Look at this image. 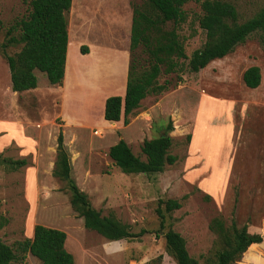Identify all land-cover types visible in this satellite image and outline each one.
Returning a JSON list of instances; mask_svg holds the SVG:
<instances>
[{
  "label": "rangeland",
  "instance_id": "374dc122",
  "mask_svg": "<svg viewBox=\"0 0 264 264\" xmlns=\"http://www.w3.org/2000/svg\"><path fill=\"white\" fill-rule=\"evenodd\" d=\"M142 1L72 0L67 22L78 25V14L89 12L92 17L102 10L117 18L125 11L130 23L131 5ZM201 1L189 0L183 7L187 19L178 33L187 58L205 42V33L198 26ZM224 1L235 6L241 22L263 5V0ZM29 2L0 0V44L6 41L7 30L27 16ZM95 24L98 33L113 30L109 20ZM73 43L72 51L77 44ZM19 49L10 46L6 51L12 55ZM77 62L80 72L87 71L91 83L100 87L90 91L84 88L87 84L73 86L76 92L68 93L65 113L73 119L82 116L93 127L91 131L63 127L60 90L51 87L43 73L36 75L37 90L12 92L9 69L0 54V121L34 139L30 148L15 141L3 146L0 142V157L26 161L16 171L0 166V215L7 220L0 229V240L15 250L17 242L32 238L34 226L42 225L66 234L65 249L74 264H176L166 253L156 213L158 201L173 199L182 207L170 217L166 215V225L183 237L188 254L199 264H205L217 249L216 236L209 230L215 217L223 218L227 225L235 220L239 227L246 225L249 233L263 238L236 264H264V47L259 37L250 36L229 55L197 73L188 70L187 60L180 61L176 73L158 78L159 84L168 82V89L147 96L130 116V125L110 126L112 132L101 124L97 100L104 94L124 93L123 60L113 54ZM252 66L259 68L261 82L251 90L244 86L242 74ZM109 78L117 91L105 88ZM169 120L173 126L170 154L177 157L173 165L152 175H126L114 165L108 150L119 139L144 160L142 142L162 134ZM59 128L65 130L64 143L78 188L103 216L112 212L132 233L146 231L141 238L107 241L83 227L70 206L67 186L52 176ZM13 264L41 262L27 253Z\"/></svg>",
  "mask_w": 264,
  "mask_h": 264
},
{
  "label": "trees",
  "instance_id": "16d2710c",
  "mask_svg": "<svg viewBox=\"0 0 264 264\" xmlns=\"http://www.w3.org/2000/svg\"><path fill=\"white\" fill-rule=\"evenodd\" d=\"M72 0H30L29 11L24 19L16 22L6 33V41L0 44V54L10 74L11 91L22 93L37 87L35 71L43 73L51 86H60L64 78L68 34L67 15ZM189 0H143L132 4L129 63L123 97L110 96L105 100L103 119L110 123L129 124V118L139 109L141 101L149 95H159L168 89V82L158 83L160 75L176 73L180 61L187 60L188 70L197 73L209 63L223 59L235 47L250 36L257 35L264 47V0L262 7L249 19L240 21L235 6L224 0H202L198 26L205 33L202 47L189 58L184 52L178 33L186 22L183 7ZM1 25V23H0ZM18 47L10 55L6 49ZM81 53L87 48L81 46ZM242 82L248 89H256L261 82L260 70L249 67L242 74ZM173 131L172 121L162 128V134L141 145L142 160L135 156L124 140H119L108 150L114 165L126 175H152L162 173L177 157L170 154ZM163 135V137H162ZM56 158L52 176L64 182L70 193V206L82 220L86 230L97 233L107 241L138 240L146 231L132 233L130 226L121 223L111 212L103 216L96 210L87 194L82 192L72 178L69 154L64 146L63 134L56 139ZM0 166L16 171L26 166V161L0 157ZM182 207L177 200L158 201L156 209L159 230L163 231L166 253L176 264H199L190 257L183 237L166 225V215ZM7 220L0 215V229ZM215 234L217 249L205 260V264H236L249 247L262 243L260 234H251L246 225L239 227L235 220L227 225L223 218L215 217L209 224ZM66 234L57 229L36 225L30 239L17 242L15 250L0 240V264H13L29 253L41 264H74L73 256L65 249ZM19 253V254H18ZM161 260V256L157 261Z\"/></svg>",
  "mask_w": 264,
  "mask_h": 264
},
{
  "label": "crops",
  "instance_id": "0c3cea01",
  "mask_svg": "<svg viewBox=\"0 0 264 264\" xmlns=\"http://www.w3.org/2000/svg\"><path fill=\"white\" fill-rule=\"evenodd\" d=\"M72 4V2H71ZM98 11L96 13H93V16L91 17V14L89 12H82L78 14L79 18L78 19V25H68L67 26V34H68V44H67V53H66V62H65V71H64V78L62 81V84L60 86H57L60 90V116L61 120L63 122V127L66 129L67 127H71L74 129L78 130H93L92 126H89L88 123L85 124L83 120H81L82 116L80 117L79 115L73 119L71 115L68 113H65L66 109V103H67V98H68V93L70 91H75L76 88L72 89L73 86H78L84 87L87 84V87H84L85 89H89L90 91H95L97 88L100 86H94L91 83L89 74L86 72H80V68L78 66V60L79 58L86 59L91 56H104V55H115L123 60V66H122V75H123V84H122V90L125 93V86H126V76H127V69H128V63H129V37H130V26H131V21L125 20L126 17L124 16L125 11H123V16H118V18L112 14L109 15V13ZM122 14V13H121ZM105 15V16H104ZM131 18V14L129 16ZM109 20L111 24H109L110 28L113 30L110 33H98L96 29H93V27H96L97 25L95 24L98 20ZM95 30V31H94ZM88 39V40H87ZM73 42H76V46L72 51V47L74 46ZM90 43H93L94 46H92ZM85 44H88L86 46ZM81 46H85L87 48V52L85 54L81 53ZM95 47V48H94ZM73 57V58H72ZM38 71H35V75H37ZM88 82L86 83L87 79ZM51 86V85H50ZM104 86L107 89H112L117 91L115 84H112V79H107L104 82ZM53 87V86H51ZM39 87H37L33 90H37ZM79 88V87H78ZM114 88V89H113ZM30 91V90H29ZM26 92V91H25ZM115 92H112L110 94H104L100 96V99L97 100V103L99 105V110L101 114V124L104 126L109 127L112 126H119L121 121L117 123H113L110 125V122H107L103 119V109H104V103L105 100L110 97L112 94ZM124 93L120 96L123 97ZM90 97H94V93L90 92ZM62 110H63V115H62ZM79 110L77 111V114H79ZM8 122L1 120L0 121V132L2 133L0 139L3 144H6L7 142L9 143L10 141H15L17 144H25L27 148L32 147L33 144V137H28L24 132L20 130V133L18 132L19 128H14V127H9L7 125ZM130 123L127 126L128 127ZM59 131L62 132L63 134V142H64V131L63 129L59 128ZM101 132V131H100ZM112 132V131H110ZM57 133V136H58ZM95 135L99 134V132L93 131ZM104 134V133H103ZM25 136V137H24ZM57 139V137H56ZM119 139V138H118ZM121 140V139H119ZM123 140V139H122ZM115 145V144H113ZM112 145V146H113ZM57 146V143H56ZM65 146V143H64ZM192 146V144H191ZM66 148V146H65ZM119 169V168H118Z\"/></svg>",
  "mask_w": 264,
  "mask_h": 264
},
{
  "label": "water",
  "instance_id": "95a60500",
  "mask_svg": "<svg viewBox=\"0 0 264 264\" xmlns=\"http://www.w3.org/2000/svg\"><path fill=\"white\" fill-rule=\"evenodd\" d=\"M162 137H163V135H162Z\"/></svg>",
  "mask_w": 264,
  "mask_h": 264
}]
</instances>
